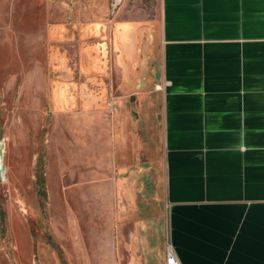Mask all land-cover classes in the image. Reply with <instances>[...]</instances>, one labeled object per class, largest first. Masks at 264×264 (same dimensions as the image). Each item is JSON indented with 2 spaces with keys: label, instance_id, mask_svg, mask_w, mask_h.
<instances>
[{
  "label": "crops",
  "instance_id": "obj_1",
  "mask_svg": "<svg viewBox=\"0 0 264 264\" xmlns=\"http://www.w3.org/2000/svg\"><path fill=\"white\" fill-rule=\"evenodd\" d=\"M1 1L8 49L16 33L10 0ZM37 2L40 47L64 46L39 65L54 132L95 128L100 148L85 173L100 211L102 264H121L119 229L164 221L181 264H264V0L124 1L112 19L104 6L100 22L78 18L70 28L60 25L57 0ZM65 46L79 78L63 69ZM141 129L158 146L146 168L122 154Z\"/></svg>",
  "mask_w": 264,
  "mask_h": 264
},
{
  "label": "rangeland",
  "instance_id": "obj_2",
  "mask_svg": "<svg viewBox=\"0 0 264 264\" xmlns=\"http://www.w3.org/2000/svg\"><path fill=\"white\" fill-rule=\"evenodd\" d=\"M124 1L129 5L146 2ZM111 2L57 0L60 25L70 28L73 20L78 18L84 25L100 22L104 17V6H107L108 14L105 18L112 19L116 13H111ZM9 7L16 34L8 49L0 44V138L5 143L4 164L7 169L6 182L0 179V264H88L91 259L94 264H102L103 243L96 223L97 220L101 222L100 211L93 203L91 175L85 173L91 172L88 166L93 160H99L100 148L94 141L95 136L91 135L95 128L80 133L84 135L83 139L74 130L64 132L62 137V133L54 132V109L48 99H40L39 65L41 58L55 59V51L64 46L60 48L49 40L47 50L40 47L42 17L37 0L23 3L17 0L13 4L10 0ZM5 14L6 5L1 1L0 31L5 25ZM22 17L25 21L18 29ZM46 22L56 25L52 19ZM24 32L34 35L23 38L21 33ZM65 47L62 56H66L67 63L63 69L68 66L72 75L79 78L72 62L75 63L77 57ZM5 64L8 65L6 68ZM46 79L55 80L53 68L48 69ZM130 102L136 103L135 99ZM99 121L97 117L92 122L98 126ZM130 138L131 142L122 149V154L126 158L127 155L137 158L136 161L140 159V168H146L144 165L149 163L150 151L159 157L158 146L151 148L149 145L147 131L141 129L139 137L137 134ZM81 155L85 156L83 160ZM38 175L45 179L46 200L38 195ZM143 226L137 228L131 222L128 227L118 230L123 241L120 245L121 264H164L163 257L169 244L165 221L158 227Z\"/></svg>",
  "mask_w": 264,
  "mask_h": 264
},
{
  "label": "water",
  "instance_id": "obj_3",
  "mask_svg": "<svg viewBox=\"0 0 264 264\" xmlns=\"http://www.w3.org/2000/svg\"><path fill=\"white\" fill-rule=\"evenodd\" d=\"M111 13L115 14L116 11L119 9V7L122 5V3L124 2V0H111ZM83 35H80V39L81 41H83L82 39ZM158 86H161V84H159ZM157 89V87H155V90ZM4 153H5V143L3 139H0V179L3 182H6V173H7V169L6 166L4 164ZM165 264V262H164Z\"/></svg>",
  "mask_w": 264,
  "mask_h": 264
},
{
  "label": "built area",
  "instance_id": "obj_4",
  "mask_svg": "<svg viewBox=\"0 0 264 264\" xmlns=\"http://www.w3.org/2000/svg\"><path fill=\"white\" fill-rule=\"evenodd\" d=\"M157 90H162V86H157ZM165 264H181L171 244L166 247Z\"/></svg>",
  "mask_w": 264,
  "mask_h": 264
},
{
  "label": "trees",
  "instance_id": "obj_5",
  "mask_svg": "<svg viewBox=\"0 0 264 264\" xmlns=\"http://www.w3.org/2000/svg\"><path fill=\"white\" fill-rule=\"evenodd\" d=\"M37 186H38V195L41 196L42 199H47V192L45 190V179L44 176H37Z\"/></svg>",
  "mask_w": 264,
  "mask_h": 264
},
{
  "label": "flooded vegetation",
  "instance_id": "obj_6",
  "mask_svg": "<svg viewBox=\"0 0 264 264\" xmlns=\"http://www.w3.org/2000/svg\"><path fill=\"white\" fill-rule=\"evenodd\" d=\"M1 139V138H0Z\"/></svg>",
  "mask_w": 264,
  "mask_h": 264
}]
</instances>
